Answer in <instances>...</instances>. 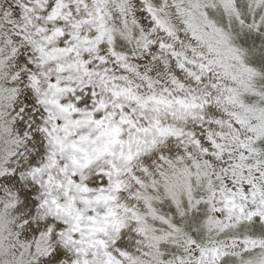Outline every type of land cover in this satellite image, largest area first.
Instances as JSON below:
<instances>
[{
    "label": "snow or ice",
    "instance_id": "1",
    "mask_svg": "<svg viewBox=\"0 0 264 264\" xmlns=\"http://www.w3.org/2000/svg\"><path fill=\"white\" fill-rule=\"evenodd\" d=\"M0 264H264V0H0Z\"/></svg>",
    "mask_w": 264,
    "mask_h": 264
}]
</instances>
